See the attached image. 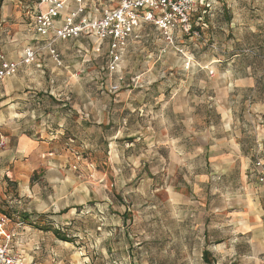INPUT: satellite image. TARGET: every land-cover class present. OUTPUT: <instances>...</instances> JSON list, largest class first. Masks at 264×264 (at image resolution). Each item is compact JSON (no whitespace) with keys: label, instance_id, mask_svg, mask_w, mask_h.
I'll return each mask as SVG.
<instances>
[{"label":"rangeland","instance_id":"rangeland-1","mask_svg":"<svg viewBox=\"0 0 264 264\" xmlns=\"http://www.w3.org/2000/svg\"><path fill=\"white\" fill-rule=\"evenodd\" d=\"M198 17L200 39L175 33L173 46L182 52L143 24L110 76L107 45L93 53L83 42L88 55L77 51L80 41L60 48L71 68L49 70L45 81L52 78L76 109L86 103L91 109L87 124L77 113L73 143L87 172L79 184L87 190L74 197L83 215L60 218L70 221L67 230L58 227L72 242L48 232L35 249L24 240L16 244L12 233L29 228L19 217L28 205L15 182L1 184L0 214L8 218L12 250L34 264H205L203 249L213 264H264V253L251 244L264 238V218L257 231L244 226L262 185L248 169L264 161V0H196L190 19ZM13 23L0 21L1 53L10 48ZM109 82L119 90L109 92ZM47 86L34 90L46 101L31 106L30 120L62 97ZM5 109L0 104V113Z\"/></svg>","mask_w":264,"mask_h":264},{"label":"crops","instance_id":"crops-1","mask_svg":"<svg viewBox=\"0 0 264 264\" xmlns=\"http://www.w3.org/2000/svg\"><path fill=\"white\" fill-rule=\"evenodd\" d=\"M63 1L65 9L57 17V24L63 22L65 12L74 10L77 6L76 0ZM83 2L87 5L86 13L94 15L105 1L83 0ZM34 11L35 3L32 1L2 0V3H0V21L7 19L9 22H14L7 25V31H9L7 39L11 43L10 48L7 49L6 46H3V53L0 52L5 60L18 61L25 47H41L45 43V39L33 27L32 14ZM139 29L128 38L122 54L130 41L138 39ZM72 40L80 41L76 49L86 53V55L90 51L82 44L83 42L91 44L90 49L93 53L94 51L99 52L104 46L99 45L93 36L86 35L56 40L53 47L59 55L60 64L52 59L47 49H42L38 62L21 64L13 75L5 77L8 78L7 80H4L5 78L0 79L2 81V85H0V104L2 107H6L5 112L0 113V141L4 142L0 146V189L1 184H6L7 187L9 182H15L18 196L22 198L23 202L27 203L28 207L23 210V213L19 214V217L24 218L27 216L33 224H29L25 220L29 228L25 233L21 231L17 233L19 236L12 233V240L15 239L16 244L24 240L26 246L30 249L38 247L42 234L52 232L36 228L35 223H40L37 221L42 220V225L55 228H59L58 225H60L61 230H67L70 221H61L62 215L70 213V215L74 214L77 218L83 215L82 209L79 208L80 211H76L75 207L78 205L74 202V197L76 193L87 188L85 183L79 185L87 172L85 171L84 159H81L79 152L75 151L76 148L73 143L78 139L75 132L77 123H79L77 113L80 112L78 118L84 120L87 124L91 109L88 107V103L84 104L82 111L79 108L76 109V104L72 105L69 102L71 96L69 97L65 92L58 93L61 87H56L52 78L46 82L44 77L49 70L71 68L65 64L64 55L60 48L64 46L65 42ZM12 50L13 53H11ZM16 53L17 59H14L12 55L15 56ZM106 59L108 60V54H106ZM79 67L81 68L80 65ZM85 69L83 67L80 70ZM116 73L118 74V70ZM44 83L48 84L49 94L56 91L57 96H62L61 98H55L58 101L59 110H53V107L57 106H52L48 112L38 114L35 121L30 120L33 111L31 106H40V102L46 101L45 96L41 95L40 97L34 91L43 87ZM110 84L112 83L109 82ZM116 98L126 100L127 97ZM110 100L117 101L115 97H110ZM127 105L128 103L125 102L124 106ZM107 110V113L113 110L111 104ZM110 122H114V119H107L105 123L108 125ZM7 142L9 143L7 144ZM75 153L79 156L76 157ZM248 174L256 179L253 164L248 169ZM257 190L260 193L257 191L252 196L249 217L244 222L247 231L259 230L261 221L264 218V185L258 184ZM19 224L20 222L17 223V225ZM27 239H29L28 242H26ZM251 244L256 249L254 250L255 253H264V238L256 237L251 241ZM22 258L27 263L33 262L31 256L29 260L23 256Z\"/></svg>","mask_w":264,"mask_h":264},{"label":"built area","instance_id":"built-area-1","mask_svg":"<svg viewBox=\"0 0 264 264\" xmlns=\"http://www.w3.org/2000/svg\"><path fill=\"white\" fill-rule=\"evenodd\" d=\"M23 1L35 3L33 27L45 39L44 48L57 64H60V59L53 47L54 42L79 35L93 36L99 45H107L106 68L110 75L118 70L128 38L143 24L154 26L161 32L167 44L172 46L176 32L195 39L201 38V17L195 23L190 19L196 0H104L94 15L86 13L87 5L83 0H76V8L63 14L61 24H57L56 19L65 9L63 0ZM173 47L182 52L181 48ZM41 50L40 47H25L18 61H7L0 54V79L13 75L21 64L38 62ZM117 79L121 80L122 77L118 76ZM119 88V83H112L108 86V91L113 93ZM3 144L0 141V146ZM253 167L257 182L264 185V161L255 160ZM7 221L6 216L0 215V237L5 240L0 243V264H34L25 262L18 252L9 247L10 235L4 230Z\"/></svg>","mask_w":264,"mask_h":264},{"label":"trees","instance_id":"trees-1","mask_svg":"<svg viewBox=\"0 0 264 264\" xmlns=\"http://www.w3.org/2000/svg\"><path fill=\"white\" fill-rule=\"evenodd\" d=\"M124 218V222H125V217L123 215ZM24 220H27L29 222V224H33L29 217H24ZM35 227L43 230V231H52L53 234L55 235V237L58 240L64 241V242H72L73 238L69 235H67L66 233H63L59 228H55L49 225H38L37 223H35ZM202 259L204 261L205 264H213V260L211 259V254L207 249H203L202 251Z\"/></svg>","mask_w":264,"mask_h":264},{"label":"bare ground","instance_id":"bare-ground-1","mask_svg":"<svg viewBox=\"0 0 264 264\" xmlns=\"http://www.w3.org/2000/svg\"><path fill=\"white\" fill-rule=\"evenodd\" d=\"M249 225V224H248Z\"/></svg>","mask_w":264,"mask_h":264}]
</instances>
